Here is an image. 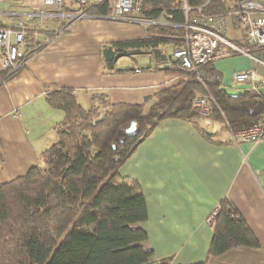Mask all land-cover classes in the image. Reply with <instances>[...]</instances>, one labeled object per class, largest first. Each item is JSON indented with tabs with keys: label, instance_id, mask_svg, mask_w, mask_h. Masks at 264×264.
<instances>
[{
	"label": "crops",
	"instance_id": "obj_1",
	"mask_svg": "<svg viewBox=\"0 0 264 264\" xmlns=\"http://www.w3.org/2000/svg\"><path fill=\"white\" fill-rule=\"evenodd\" d=\"M67 4L77 9L72 0ZM47 9L42 0H0V28L15 29L21 23L33 34L26 37L27 45L45 44L22 71L0 84V184L37 166L39 155L56 142L55 127L64 114L47 104V91L72 89L85 110L98 105V97L148 108L157 92L177 80L160 71L165 64L148 49L119 57L112 72L105 70L101 47L143 37L142 24L86 16L64 29L67 23L40 16ZM240 36L227 18L225 37L237 43ZM159 49L173 50L169 45ZM213 66L223 85L246 69L264 77L263 67L241 56L215 60ZM199 124L202 134L186 121L160 122L119 170L121 178L137 182L145 197L147 219L138 224L147 236L144 246L153 260L170 257L172 264H264V140L237 145L220 132L219 123L203 119ZM224 199L240 213L259 247H235L207 258L211 215Z\"/></svg>",
	"mask_w": 264,
	"mask_h": 264
},
{
	"label": "trees",
	"instance_id": "obj_2",
	"mask_svg": "<svg viewBox=\"0 0 264 264\" xmlns=\"http://www.w3.org/2000/svg\"><path fill=\"white\" fill-rule=\"evenodd\" d=\"M240 1L185 0V15L183 0H144L139 18L162 20L167 25H142L143 37L104 44L105 70L112 72L117 58L137 54L139 49L151 50L158 62L166 64L171 52L185 45V29L178 25L193 23L197 15L226 14ZM76 10L93 17L109 16L103 5ZM31 34L25 30L26 46L23 43L18 52L17 69L0 68V84L22 71L26 60L45 47L27 45L26 37ZM165 45L173 50L159 49ZM160 71L177 80L157 92L148 108L144 104H110L98 97L94 100L98 105L85 110L72 89L46 92L47 104L64 116L55 127L56 142L39 155L37 166L0 184V264H172L170 257L153 260L152 251L145 248L147 236L138 226L147 219L145 197L137 182L119 176L120 168L165 120L189 122L202 134L199 121L207 119L219 123L220 132L231 136L261 122L264 94L229 95L220 89L221 74L212 61L195 72L181 68L176 61ZM204 72L213 74L215 80L198 81V74ZM199 94L210 98L207 112L195 104ZM132 123L133 131L128 133ZM211 218L207 258L235 247H259L258 239L227 199Z\"/></svg>",
	"mask_w": 264,
	"mask_h": 264
},
{
	"label": "built area",
	"instance_id": "obj_3",
	"mask_svg": "<svg viewBox=\"0 0 264 264\" xmlns=\"http://www.w3.org/2000/svg\"><path fill=\"white\" fill-rule=\"evenodd\" d=\"M78 9L103 5L109 11V18L115 20H132L136 23L156 25L166 23L148 21L139 18L144 0H72ZM69 0H42L45 12L40 16H50L58 19L66 29L74 20L88 16L82 11L73 10L67 4ZM261 2V5H259ZM185 15L188 8L183 0ZM81 7V8H80ZM227 18L232 19L234 25L241 32L239 42L235 43L225 37ZM193 23L178 25L185 29L184 42L181 48L173 50L165 64L170 68L171 62L176 61L181 68L195 72L208 62L223 59L233 54L248 58L250 61L264 68V0H243L237 2L236 8L226 14H213L208 16L197 15ZM176 26V25H171ZM25 31L21 23L15 29L0 28V65L3 69H17L15 61L19 50L23 47ZM256 49L257 51H252ZM135 72H139L136 70ZM197 80L214 81L213 74H198ZM220 89L234 90L235 94L250 93L252 95L264 94V77H256L251 69L242 70L233 74L231 82ZM234 94V95H235ZM210 98L197 95L195 104L202 112H207ZM264 140V119L261 122L252 123L244 130L232 135L235 144L255 143ZM216 212V211H215Z\"/></svg>",
	"mask_w": 264,
	"mask_h": 264
},
{
	"label": "rangeland",
	"instance_id": "obj_4",
	"mask_svg": "<svg viewBox=\"0 0 264 264\" xmlns=\"http://www.w3.org/2000/svg\"><path fill=\"white\" fill-rule=\"evenodd\" d=\"M119 24H121V25H137V24H134V23H124V22H120ZM227 38H229V37H227ZM230 39H232V35H231V37H230ZM232 42H235L234 40H231ZM241 57H243V56H241ZM235 58H237V57H232L231 59H235ZM246 58V57H245ZM248 59V58H247ZM249 60V59H248ZM221 82H222V80H221ZM99 110L103 113V109L102 108H99Z\"/></svg>",
	"mask_w": 264,
	"mask_h": 264
},
{
	"label": "water",
	"instance_id": "obj_5",
	"mask_svg": "<svg viewBox=\"0 0 264 264\" xmlns=\"http://www.w3.org/2000/svg\"><path fill=\"white\" fill-rule=\"evenodd\" d=\"M134 128V123H132V125L130 126V128H128L127 132L131 133L133 131Z\"/></svg>",
	"mask_w": 264,
	"mask_h": 264
},
{
	"label": "clouds",
	"instance_id": "obj_6",
	"mask_svg": "<svg viewBox=\"0 0 264 264\" xmlns=\"http://www.w3.org/2000/svg\"><path fill=\"white\" fill-rule=\"evenodd\" d=\"M139 24H140V23H139ZM142 25H146V24H142ZM201 120H203V119H201ZM201 120H200V121H201Z\"/></svg>",
	"mask_w": 264,
	"mask_h": 264
},
{
	"label": "bare ground",
	"instance_id": "obj_7",
	"mask_svg": "<svg viewBox=\"0 0 264 264\" xmlns=\"http://www.w3.org/2000/svg\"><path fill=\"white\" fill-rule=\"evenodd\" d=\"M157 25V24H156ZM20 67V66H19Z\"/></svg>",
	"mask_w": 264,
	"mask_h": 264
}]
</instances>
